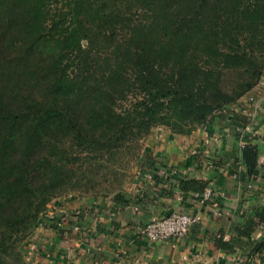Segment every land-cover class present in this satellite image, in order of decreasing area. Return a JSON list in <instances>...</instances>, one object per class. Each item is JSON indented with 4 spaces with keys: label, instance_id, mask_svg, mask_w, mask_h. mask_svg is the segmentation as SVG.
<instances>
[{
    "label": "trees",
    "instance_id": "16d2710c",
    "mask_svg": "<svg viewBox=\"0 0 264 264\" xmlns=\"http://www.w3.org/2000/svg\"><path fill=\"white\" fill-rule=\"evenodd\" d=\"M263 56L264 0H0V264H26L73 154L207 129L261 80ZM143 155L140 175L157 171ZM235 161L252 176L255 148Z\"/></svg>",
    "mask_w": 264,
    "mask_h": 264
},
{
    "label": "crops",
    "instance_id": "0c3cea01",
    "mask_svg": "<svg viewBox=\"0 0 264 264\" xmlns=\"http://www.w3.org/2000/svg\"><path fill=\"white\" fill-rule=\"evenodd\" d=\"M231 107L227 121L233 115L240 122L250 118L251 131L222 119L190 134L161 127L162 142L150 147L162 173L158 179L140 176L136 193L112 198L105 206L90 200L67 204L56 216L70 219L73 211L77 219L64 221L58 229L44 227L40 247L38 242L29 245L26 262L134 264L159 258L163 264H234L237 258L241 264H264V84L257 83ZM246 145L255 148L257 166L252 176L242 179L235 160ZM184 180H196L204 188L190 182L185 190ZM205 188L211 189V197L201 202ZM178 211L202 216L185 237L149 242L136 233L151 218Z\"/></svg>",
    "mask_w": 264,
    "mask_h": 264
},
{
    "label": "rangeland",
    "instance_id": "374dc122",
    "mask_svg": "<svg viewBox=\"0 0 264 264\" xmlns=\"http://www.w3.org/2000/svg\"><path fill=\"white\" fill-rule=\"evenodd\" d=\"M261 59H263L261 63L263 76L264 56ZM229 78L230 77H228L227 80ZM237 102L238 100L217 110L216 113L213 114L211 122L215 119L218 121H220V119L226 120L227 114L233 110L231 109V106H234ZM161 127L167 126L159 125L153 128L150 134L142 140L141 145L137 150L124 147L121 149L116 148V151L113 150V148H110L104 151H93L90 154L81 153L80 155H77L78 153H76L73 154V157L70 160L65 161L68 162V166L70 164L71 166H69V169L66 170L61 177L64 184L66 185L64 187V191L49 202L46 207L47 209L42 214V224L37 223V225L32 226L25 234L26 238L23 240L26 241L24 250L26 252L28 249L31 251L29 245L32 242H38L40 247L38 237L41 236V234L43 235V228L52 226V223L54 224L57 222L58 218H60V216L57 217V214L61 215V211L59 210H64L63 207L67 206V204H73L75 200H90L97 201L102 206H105L110 201H112V198H115V196L126 195L127 197H130L131 194L136 193L140 176L149 178L147 174L145 176V174L140 175L139 173L146 161V156L143 155V150L146 151L148 155H152L150 147L153 148L156 144L158 145L160 142H162L160 137ZM198 128L199 127H195L193 131L197 130ZM169 130L171 129L169 128ZM76 150V148H72V151L76 152ZM149 172L152 173V170ZM67 212L69 213L68 210ZM67 212L66 210L62 211V213L65 215L68 214ZM72 212L70 213L71 215H67L70 217V219H65L67 224L77 219L78 215L74 213L72 214ZM23 259L25 263L28 264L26 262V254L24 255ZM134 264L163 263L161 259L153 258L144 259V261H137Z\"/></svg>",
    "mask_w": 264,
    "mask_h": 264
},
{
    "label": "built area",
    "instance_id": "2783aa9c",
    "mask_svg": "<svg viewBox=\"0 0 264 264\" xmlns=\"http://www.w3.org/2000/svg\"><path fill=\"white\" fill-rule=\"evenodd\" d=\"M264 76L259 80L258 84H264ZM250 101H254L253 97L249 98ZM249 117V116H248ZM253 122L249 118L247 123L242 127L244 130L251 131ZM248 132V131H247ZM264 143V137H263ZM238 170L241 169V165L238 164ZM158 174V171L155 172ZM162 174L161 172L159 173ZM148 177H153L154 174L148 173ZM211 197V189L205 188L201 195V202L209 200ZM202 219L200 212H172L166 216L151 218V220L144 226H140L136 233L141 237L147 239L149 242H161L169 239H180L185 237L189 228L196 223H199ZM65 221L64 216L59 218V223L62 224ZM264 227V224H260ZM234 264H241V259H233Z\"/></svg>",
    "mask_w": 264,
    "mask_h": 264
}]
</instances>
